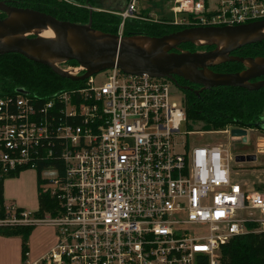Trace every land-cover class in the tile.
I'll use <instances>...</instances> for the list:
<instances>
[{
    "label": "built area",
    "instance_id": "built-area-1",
    "mask_svg": "<svg viewBox=\"0 0 264 264\" xmlns=\"http://www.w3.org/2000/svg\"><path fill=\"white\" fill-rule=\"evenodd\" d=\"M138 1L112 13L120 20L118 36L127 20H145ZM172 3L173 14L193 16L174 24L234 27L264 20V0H218L215 13L203 0ZM58 67L74 77L85 72L77 64ZM107 72L46 99L0 97V173L37 174L39 163H50L40 173V190L54 198L55 216L36 219L4 205L0 220L56 229V245L35 264H196L201 257L218 264L221 246L246 234L245 223L264 233V196L233 181L235 157L226 145L181 141L185 114L175 85L117 68ZM234 131L239 134L198 133L243 142ZM257 153H264L259 145Z\"/></svg>",
    "mask_w": 264,
    "mask_h": 264
},
{
    "label": "water",
    "instance_id": "water-1",
    "mask_svg": "<svg viewBox=\"0 0 264 264\" xmlns=\"http://www.w3.org/2000/svg\"><path fill=\"white\" fill-rule=\"evenodd\" d=\"M92 11L89 8L88 22L82 25L0 1V13L4 15L0 19V56L18 54L72 82L117 68L128 75L146 74L167 79L178 90L188 88L177 84L176 78L182 79L199 88L194 92L196 95L220 87L247 91L264 88V79L257 80L264 77V57L231 55L242 47L264 41V20L234 27H189L161 37L118 36L93 29ZM42 32L50 33L51 37H44ZM184 44L214 48L189 52L180 48ZM69 62L83 68L84 74L74 77L58 67ZM225 63H238L244 69L236 73L211 70ZM16 94L25 96L28 92L17 89ZM261 125L264 128V119ZM238 134L239 131L232 133L233 136ZM255 159L254 155H237L234 162H253Z\"/></svg>",
    "mask_w": 264,
    "mask_h": 264
},
{
    "label": "trees",
    "instance_id": "trees-1",
    "mask_svg": "<svg viewBox=\"0 0 264 264\" xmlns=\"http://www.w3.org/2000/svg\"><path fill=\"white\" fill-rule=\"evenodd\" d=\"M9 6L29 8L45 13L56 20L75 24H87L91 0H0ZM141 15V14H140ZM181 19L192 21V15L180 14ZM127 20L124 23L122 36L146 35L149 37H161L191 27L188 24H174L173 20L161 18L159 20ZM4 17L0 13V19ZM91 27L103 33L117 35L120 20L111 12L92 11ZM182 50L189 52L210 51L214 47H195L191 44L180 46ZM241 58L264 57V41L247 45L231 53ZM67 64L76 65L74 62ZM242 69L238 63H225L212 67L216 73H235ZM178 85L188 87L178 90L182 96V107L185 114V125H200L198 131L218 132L226 128L233 129H261L260 121L264 119V88L258 91H247L240 88L220 87L201 92H194L198 87L188 84L182 79L176 78ZM79 83L62 79L42 65L26 60L18 54L0 56V97L13 96L17 89H24L31 95L46 99L56 91L77 87ZM259 124V125H256ZM193 132V130H190ZM57 151V150H56ZM50 163H39L37 170L38 179V210L33 213L36 219H44L46 214L55 216L56 202L49 193H42L40 185L41 171ZM55 164L59 168V163ZM61 170V168H59ZM24 171V170H22ZM20 171V172H22ZM20 172L8 174L0 173V219L6 217L3 199V182L5 179L14 178ZM21 209H17V213ZM34 225H0V237H18L21 240V259L25 264L28 254V239L34 229ZM254 224H246L247 229H255ZM196 264H208L207 258H199ZM218 264H264V233L249 232L237 236L220 248Z\"/></svg>",
    "mask_w": 264,
    "mask_h": 264
},
{
    "label": "crops",
    "instance_id": "crops-1",
    "mask_svg": "<svg viewBox=\"0 0 264 264\" xmlns=\"http://www.w3.org/2000/svg\"><path fill=\"white\" fill-rule=\"evenodd\" d=\"M127 0H91L93 11H115L119 12L126 5ZM151 0H139L138 10L141 15L151 20L165 18L164 9L161 12L159 6L153 8L148 5ZM173 6L172 0H165ZM163 1V2H165ZM208 13H215L218 0H214V7H210L208 0H203ZM165 2V3H166ZM172 12V11H171ZM181 15H173L172 19L180 20ZM3 199L5 205H14L16 208L27 211L31 214L38 210V179L33 170H24L14 178L5 179L3 182ZM36 227H43L38 229ZM54 229H52V228ZM55 231V232H54ZM56 229L51 225H35L28 239V254L25 264H35L46 256L56 245ZM0 264H22L21 240L18 237H0Z\"/></svg>",
    "mask_w": 264,
    "mask_h": 264
},
{
    "label": "rangeland",
    "instance_id": "rangeland-1",
    "mask_svg": "<svg viewBox=\"0 0 264 264\" xmlns=\"http://www.w3.org/2000/svg\"><path fill=\"white\" fill-rule=\"evenodd\" d=\"M64 1L70 3V0H64ZM163 1L165 0H151L148 5H151L153 8H157V6H159L161 12L164 9V16L167 19H172V16L174 14L170 11L171 4H169L166 1L165 3ZM208 3L210 7H214L215 4L214 0H208ZM99 11H103V10H99ZM109 12L115 13V11H109ZM61 68H66V65L61 66ZM106 72L107 71L96 74V79L98 81L102 80L108 74V72L107 73ZM178 95H180L179 92ZM180 97L182 98L181 95ZM199 128L200 125H195V126L189 125L188 127L185 125V123H182L180 125L181 141L186 142L189 147H196L207 144L217 145L222 143L226 145L230 154H232L234 157L237 155H245V156L254 155L256 159L253 162L235 163L233 165L231 177L233 181L239 183L242 189L247 190L250 193L256 192L264 196V153L261 154L257 153V145H259L264 149V133L257 129H237V128L233 129V127L226 128L224 131L231 132L234 130H240V132L242 133L241 137L243 138V142L232 145L230 142L233 140L230 139V134H225V135L221 133L203 134V133H198V132H203V131H198ZM190 130H193L194 132L193 135H188L187 132H190ZM244 217L245 215L243 214L242 218ZM246 224H254L257 227L255 229H247ZM36 228L42 229L43 227H36ZM245 229L247 233L256 232L259 229V225L257 223L247 222L245 223Z\"/></svg>",
    "mask_w": 264,
    "mask_h": 264
},
{
    "label": "flooded vegetation",
    "instance_id": "flooded-vegetation-1",
    "mask_svg": "<svg viewBox=\"0 0 264 264\" xmlns=\"http://www.w3.org/2000/svg\"><path fill=\"white\" fill-rule=\"evenodd\" d=\"M246 58H250V57H246ZM256 58V57H255ZM244 68L242 67V69L241 70H239V71H237V72H240V71H242ZM236 73V72H235ZM262 79H264V77H261V78H259V79H257V80H262ZM257 80H255V81H257ZM255 81H252V82H255ZM180 87H184L183 85H179ZM199 89V88H198ZM197 89V90H198ZM196 91V90H195ZM260 127H262V125H261V121H260ZM261 129H263V128H261Z\"/></svg>",
    "mask_w": 264,
    "mask_h": 264
},
{
    "label": "bare ground",
    "instance_id": "bare-ground-1",
    "mask_svg": "<svg viewBox=\"0 0 264 264\" xmlns=\"http://www.w3.org/2000/svg\"><path fill=\"white\" fill-rule=\"evenodd\" d=\"M42 35H43L44 37H51V34L48 33V32H42Z\"/></svg>",
    "mask_w": 264,
    "mask_h": 264
}]
</instances>
